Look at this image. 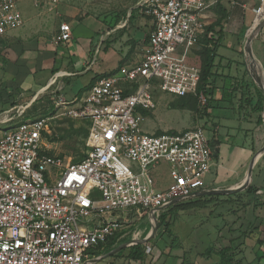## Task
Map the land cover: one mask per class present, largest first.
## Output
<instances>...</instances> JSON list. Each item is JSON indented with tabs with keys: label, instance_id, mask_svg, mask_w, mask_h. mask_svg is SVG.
Returning a JSON list of instances; mask_svg holds the SVG:
<instances>
[{
	"label": "built area",
	"instance_id": "obj_1",
	"mask_svg": "<svg viewBox=\"0 0 264 264\" xmlns=\"http://www.w3.org/2000/svg\"><path fill=\"white\" fill-rule=\"evenodd\" d=\"M20 1L0 0V36L24 25ZM54 1L32 0L36 6ZM219 1H139L137 8L153 19L142 57L100 77L85 95L71 101L59 96L54 103V110L88 123L82 159L67 162L49 151L52 114L0 128V264H90L88 252L122 230L129 211L149 213L154 223L173 199L205 189L215 161L205 125L149 134L142 121L144 111L156 108V87L178 98L196 97L205 116L209 99L198 90L201 65L190 56ZM71 38V25L62 22L54 41ZM162 164L170 182L157 189L150 171Z\"/></svg>",
	"mask_w": 264,
	"mask_h": 264
},
{
	"label": "rangeland",
	"instance_id": "obj_2",
	"mask_svg": "<svg viewBox=\"0 0 264 264\" xmlns=\"http://www.w3.org/2000/svg\"><path fill=\"white\" fill-rule=\"evenodd\" d=\"M139 1L56 0L45 6H36L32 0H22L19 2L18 8L26 20V34H32L29 39H31L33 45H36L35 41L38 43L40 41H44L45 43L53 42V36L57 33L59 25L62 22H68L71 25L73 38L66 44L58 46L57 52L59 56L71 53L70 59L74 60L75 69L81 70L85 66V61L86 63H90L93 58L97 60V66L95 67L104 66L102 67L103 69L109 68L111 67L110 63H117L118 57H122V60H119L116 67L124 68L132 66L137 61L136 59L141 54L138 43L141 38H146L149 31L147 15L137 8ZM220 3L227 7L221 0ZM255 6L256 9L259 8L261 1L258 0ZM213 10L217 12V16H211L210 18L208 16L209 19L207 18L206 20L208 26L215 25L220 20V13L217 11V7ZM261 15L262 17L264 16V5L261 8ZM247 18L246 25L249 23L253 24V20L252 22L250 21V16H247ZM239 22L241 23L242 21ZM221 24L225 28L226 20H222ZM246 25L244 29L234 34L227 30V34L225 33L226 36L222 42L224 46L218 49L221 54L227 56L224 65L217 64L219 66L218 74L223 75L224 78H218L216 83L218 87H221L223 84L227 86L226 90L222 91L225 93L226 100L231 97V91L229 90L230 81L225 75L232 74L238 78L244 77L250 80L243 62L245 35L251 29L250 26L246 29ZM233 29H236V24L233 25ZM207 32V37L209 38L214 37L215 39L219 37L213 31ZM90 33L91 36H89ZM89 37L93 49L91 54L88 52L89 48L83 46ZM5 45L6 42L0 38V54ZM205 45L204 39H201L194 54L190 56L191 61L201 65V56ZM32 50L30 48L29 51ZM218 50L215 51V59H220L217 53ZM246 51L253 67L259 65L261 68H264V60H262V53L264 52V28L253 40V46L248 45L246 47ZM2 69L3 66L0 63V73ZM89 74L77 76L75 79L77 82H84L83 80L89 77ZM64 78V81L68 84V78L70 79V77L65 76ZM51 92L46 91L41 95L38 103L34 105V109L38 108L42 103H47L46 101L52 95L56 96V92ZM152 95L156 102V108L152 111L143 112L145 118L142 121L143 130L149 134L161 133L168 130H182L193 127L196 124L201 125L207 120L206 115L201 117L195 109L180 107L181 100L177 96L164 92L158 87L152 89ZM72 98V93L66 95L68 101H71ZM192 103L196 106L195 102L192 101ZM219 104L218 100L214 99L210 105V109L208 108L212 112L213 118L211 123H217L223 135L230 134L233 137L232 141L239 142L238 140L240 139L236 137L235 132L237 130V122H233L232 119L233 116H236V120L238 121L239 117L227 101ZM63 111L62 108L53 111L52 115L54 116L49 120V132L47 133L45 142L52 154L62 155L67 162L77 161L87 151L86 125L81 120L72 119L62 114ZM254 116H252L253 121H251L250 128L252 131L249 132L248 137H253L255 132L257 133V138H260V141H264V125H256L254 122L256 115ZM10 125H13V123L5 125L3 128H7ZM237 125L243 126L241 123ZM150 172L154 177L157 189H164L170 182L167 164H162ZM213 174V171L208 173L204 177L202 184L209 183L213 178ZM252 177L253 179L248 187L253 184L260 188V191L257 193V199L247 193L248 187H239L237 191L230 194L216 193L214 194L215 196L207 197L206 195H200L192 197L188 200L201 199L207 202V206L194 209V212H187V210L178 212V215L173 219V224H171L173 235H170V233L163 234L164 237L158 242V245L166 240L170 245L181 246L184 250L182 252L184 259L182 260H184L185 264H217L216 260L206 258L201 254L205 252L204 249H206L207 243L211 239L215 244L216 251H218L222 247L230 245L231 240H235V245H237L236 258L241 260L243 264L252 263L258 256V252H264V157L260 162L255 164ZM238 186L239 184L232 188H237ZM95 195L96 197H100V193L98 192ZM169 211H173V208ZM170 219L172 220V218ZM145 226H151L149 217H136V228H144ZM208 237H211L209 241H207ZM257 237L263 241L262 245L258 243ZM153 249L154 255L158 250L156 247H153ZM213 258H216V256ZM175 261V258L171 257L167 262L168 264H174Z\"/></svg>",
	"mask_w": 264,
	"mask_h": 264
},
{
	"label": "crops",
	"instance_id": "obj_3",
	"mask_svg": "<svg viewBox=\"0 0 264 264\" xmlns=\"http://www.w3.org/2000/svg\"><path fill=\"white\" fill-rule=\"evenodd\" d=\"M257 1L258 0H221V2H224L227 6L226 8L229 13L224 33L229 30L230 33L234 34L244 29L248 19L247 16H250V21L252 22L253 20L254 24L256 17L254 9L256 8L255 4ZM213 9L214 8L208 13L209 18L211 16H217V12ZM260 16L262 18L261 14ZM147 17L149 22V34L153 27V19L151 16L147 15ZM239 21L242 22L240 23ZM25 22L26 20L24 18V25L22 27L14 29L7 35L0 36V38L6 42V45L0 54V63L3 66L0 73V128L13 123V125L7 127L12 128L25 119L52 114L57 97L61 96L66 99V95L72 93L73 98L71 100H73L75 97L85 95L100 77L106 76L119 69V66H116L119 60H122V57H118L116 64L110 63L111 67L105 69L102 68L104 66L95 67L97 66V60H95L94 64H85L81 70H77L75 69L74 60L72 59V61L70 59L71 53L59 56L57 52L58 46L66 44L69 40L62 43H56L54 37L58 33L57 31L53 36V42L45 43L44 41H40V43H38L35 41L36 45H33L31 39H29L32 34H26L27 32H25ZM234 24H236L235 30L233 29ZM250 24L251 23L246 25V29ZM253 24H251V26ZM89 36H91V33ZM147 41L148 35L145 39H140L138 47H140L139 50L141 51V54L138 59H136L137 61L142 57L144 49L147 46ZM83 46L85 48L88 47V52L90 54L92 53L93 49L91 47L92 44L90 42V37ZM222 46H224V44L220 43V47ZM220 47L218 49H220ZM30 48L33 50L29 51ZM219 51L220 50H218L217 53L219 54L220 59H216L215 62L216 64L224 65L227 56L221 54ZM262 60H264V52L262 53ZM217 68H219L218 65ZM258 71L261 74V71ZM86 74H89V77H86L85 80H83L84 82L76 81L75 78H77V76H86ZM65 76L70 77V79L68 78V84L64 81ZM222 77L224 76L220 74L219 78ZM46 91H52L51 93L56 92V96L52 95V97L46 101L47 103H42L38 108L34 109V105L38 103L39 98H41L40 96ZM221 94L222 89L219 88L210 100L208 106L209 109L214 99L220 98ZM219 103L222 104L223 102L220 101ZM208 108L207 113L205 114L207 120L202 124L206 126L208 134L212 138L211 143L215 152V161L212 167L214 173L213 178L209 183L204 184L205 189L203 191L206 192L211 190H226L238 184H242L247 178L250 162L264 144V141H260V138H257V133L255 132L253 137H248L250 134L249 132L252 131L250 128L251 121H253V117H255L254 115L243 119L238 118V121L236 120V116L232 117L233 122H237V130H235L236 137H239L240 139L238 140L239 142H235L232 141L233 137L230 134L223 135V133H221L217 123H211L213 117L212 112H210ZM18 113H22V116H19ZM9 117H12L11 121L5 122ZM254 122L258 125L256 123V118ZM238 123H241L243 126H238ZM261 125H264V121ZM225 126L229 127L228 125ZM253 147L255 150L252 149ZM263 157L264 155H262L258 162H260ZM214 194L216 193H205L202 195L208 197L215 196ZM171 208H173V204L164 208L161 213L169 212ZM189 211L194 212V209H187V212ZM179 212H182V210ZM144 216L149 217L151 226L136 228V217L139 218ZM152 229L153 223L149 213H144L141 216L134 211H129L123 229L117 232L115 236L111 237L107 243H101L88 252L89 258H99L96 262L91 259L90 264H168L167 261L171 257H174L176 260L174 264H184V260H182L184 259V255L182 254L184 250L182 247H176L174 244H172V246L168 244L166 240L158 245V242L164 237L161 233L162 228H159V231L157 228L154 233H152ZM210 238L211 237H208L207 241H209ZM211 241L212 240L210 239L207 243L206 249H204L205 252L209 248ZM137 244L142 245L145 251L143 260H133L128 258L129 253L134 251V246ZM147 244H150L151 246L150 251L146 250L145 245ZM153 247H156L158 250L156 253L154 252V255ZM205 252H202L201 254L205 256Z\"/></svg>",
	"mask_w": 264,
	"mask_h": 264
},
{
	"label": "trees",
	"instance_id": "obj_4",
	"mask_svg": "<svg viewBox=\"0 0 264 264\" xmlns=\"http://www.w3.org/2000/svg\"><path fill=\"white\" fill-rule=\"evenodd\" d=\"M216 7L218 9L217 11L220 13V17H219L220 20L215 25L212 24L210 26H207L206 32L204 36L201 38V39H204V42L206 45H205V48L203 49V53L201 56V79H200L198 90L199 92H203L208 96L209 103L213 95L216 93V91L219 88L222 89V91L226 90L227 88L225 84H223L221 87L216 86L217 80L219 78V74H218L217 64L215 62L216 60L215 51L218 50V48L220 47V43L222 44L223 38L225 37L224 28L221 24V21L222 20L227 21L229 13L227 11V8L223 6V4L220 3V1L213 8L216 9ZM260 14H261V10L259 14L257 15L259 17L258 18L256 17L255 22L261 19ZM207 31H213L217 33L219 37L215 39L214 37L209 38L207 37V33H208ZM225 76H227L230 81L229 90L231 91V94H230L231 97H229L226 100L225 93L222 92L220 98H218L217 100L219 102L227 101L229 104H231V106L233 107L237 116L240 119L248 118L249 116L254 114L256 115V123L258 125L263 124V121H264V116H263L264 115V92L256 85V83L251 78L250 80L244 77L238 78L232 74H228ZM179 99L181 100L180 107L195 109L196 111L199 112L196 97H193V96L192 97H181ZM192 101L196 103V106L195 104L192 103ZM205 113H207V110ZM83 122L86 125L85 133H86V141H87L88 123L86 121H83ZM252 149L255 150L254 147ZM84 155L80 159H82ZM259 190H260L259 187L252 184L250 187H248L247 193L253 195L254 198L257 199L258 198L257 193ZM206 206H207V202L202 201L201 199H197L193 201L185 200V201L177 202L173 204V211L161 213V215L159 216L157 228H162V231H161L162 234L170 233V235H173L171 231L172 230L171 224H173L174 222L173 219L176 215H178V212L180 210L199 209V208H203ZM171 215L173 216L171 217ZM170 218H172V220ZM257 238H258V243L262 245L263 241L259 239V237ZM234 241L235 240H231L230 245L224 246L218 251H216L215 249L214 242L211 241L209 248L206 250L205 257L216 260L217 264H243L241 260L236 258L237 245H235ZM144 255H145V251L143 249V246L140 244H137L134 246V251L129 253L128 258L133 259V260H143ZM215 256L216 258H213ZM250 264H264V252H258V256Z\"/></svg>",
	"mask_w": 264,
	"mask_h": 264
},
{
	"label": "water",
	"instance_id": "obj_5",
	"mask_svg": "<svg viewBox=\"0 0 264 264\" xmlns=\"http://www.w3.org/2000/svg\"><path fill=\"white\" fill-rule=\"evenodd\" d=\"M251 27H250L251 30H248L246 35H245L246 36V40H245L244 47H243V62H244L245 70H246V73L248 74V76L264 92V68H261V74H260L259 71H257L253 67V65H252V63L250 61V58H249V56L247 54V51H246V47L248 45H253V40L255 39L256 36H258V34L264 28V17L262 19H260L258 22H255ZM249 31H250V33H249ZM262 155H264V144L262 145L260 150L255 154V156L253 157L252 161L250 162L247 178L237 188H230V189H226V190L223 189V190H218V191L211 190V191H207V192L206 191H201V192L195 193L194 195H189V196L175 198V199H173L170 202V204L172 205V204H175V203L180 202V201H185V200L191 199L192 197L200 196V195L205 194V193L206 194H208V193L230 194V193H233V192L237 191L239 187L240 188L241 187L242 188H247L251 184L253 168H254L255 164L258 162V160L262 157ZM157 225H158V221L156 219L155 222L153 223L152 233H154L157 230ZM98 259L99 258H95V259H92V261L96 262V261H98Z\"/></svg>",
	"mask_w": 264,
	"mask_h": 264
},
{
	"label": "bare ground",
	"instance_id": "obj_6",
	"mask_svg": "<svg viewBox=\"0 0 264 264\" xmlns=\"http://www.w3.org/2000/svg\"><path fill=\"white\" fill-rule=\"evenodd\" d=\"M263 5H264V0L262 1V4H261V6H260V9L258 10V14H259V12H260V10H261V8L263 7ZM256 17H257V15H256ZM264 17V16H263ZM262 17V18H263ZM252 28V27H251ZM251 30V29H250ZM248 54V53H247ZM252 61H254L253 59H251ZM256 69H260V71H261V66H259V65H257V67H255Z\"/></svg>",
	"mask_w": 264,
	"mask_h": 264
}]
</instances>
